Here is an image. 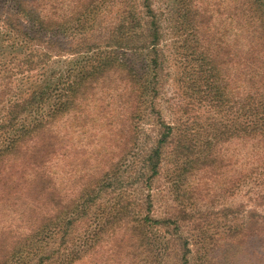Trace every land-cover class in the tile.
Wrapping results in <instances>:
<instances>
[{
	"label": "trees",
	"instance_id": "trees-1",
	"mask_svg": "<svg viewBox=\"0 0 264 264\" xmlns=\"http://www.w3.org/2000/svg\"><path fill=\"white\" fill-rule=\"evenodd\" d=\"M58 1L60 3V0ZM72 1H75L77 6L70 17H67L64 14L59 15L58 6L55 13L47 14L45 8L49 1L0 0V27L8 30L10 37L22 38L32 51H35L34 55L31 54L23 60L13 57L10 60L13 65L23 70L25 65H34L36 60H32L31 56L38 59L49 58L56 51V53L69 51L63 50L58 35L75 28L73 27L75 25L83 27L84 31L92 29L94 24L92 13L105 0ZM50 3H53V0H50ZM246 6L248 17L246 25L249 29L247 43L241 47L240 53L234 50L231 44L219 41L212 43L210 38L216 40L215 37L202 31L206 18L197 20V12L194 15L188 9L185 10L183 19L189 31L187 36L191 33V37L186 41V47L193 54L195 62L188 74L193 77V81L186 83L185 86L189 89L188 100L177 106L178 114L171 120L165 117L158 103L159 91L163 86L165 54L162 48L164 37L162 21L155 9L154 0H137L125 4L119 20L97 40L78 38L77 49L86 46L90 55L75 59L72 64L74 70H70L68 75H62L59 79L62 82L55 85L49 82L42 86L43 79L39 88L29 93V96L17 95L12 109H9L7 121L0 124V132L8 128L14 130L7 144L0 136V201L9 206L13 200L11 207H6L3 203V209L0 208V225L3 226L0 228V264H73L85 254L96 252L94 250L97 244L91 238H97L104 230L102 223L98 228L84 231L81 238L75 242H69L67 237L77 221L76 218L87 219L95 208L94 204L100 200L104 192L122 188L125 181L119 176L102 179L96 190L84 187L87 190L82 189L80 197H70V201L67 202L66 197L58 190L55 180L43 172L46 164L55 156L54 150L49 159L51 150L50 152L48 150L47 156L42 148L36 149L35 144L45 138L47 128L63 114L80 108L81 100L86 98L83 94L85 91L93 89L100 83V79L110 77L112 74H116L121 83H124L128 103L124 127H128L131 133L128 141L130 145L131 142L138 144L139 135L136 130L140 128L139 121L154 126L156 131V135L152 137L148 135L149 140H146L143 147H138L136 161L129 166L130 184H142L143 188L151 189L153 177L166 173L162 172V165L171 155L174 166L171 171L175 177L178 173L182 177H187L197 168L212 167L218 158L223 163L221 149L218 146L230 142L235 137L244 141H257L254 146L258 144L259 152L255 153H259L258 155L264 159V0H246ZM47 34L53 37H48ZM41 47L44 49L43 52L36 51V48ZM221 51L230 54V57H233L231 61L238 60L235 64L238 65L240 72L237 98L232 97L234 90L228 86L230 84L224 74V70L231 64L227 62L228 66L224 70L220 68ZM3 69L8 72L3 93H17L16 88L10 84L16 72L14 66L4 63ZM203 108L218 115L221 118L219 119L221 125L213 126L212 134L207 133L206 141L200 144L195 118ZM35 112L40 113V116L32 117V113ZM24 114H31L25 122L21 121ZM28 142H33V145ZM49 146L53 149L54 144L50 143ZM28 150L31 153L33 172L23 182L21 179L14 180L16 162L13 161L18 157L23 159ZM180 163L182 166H179ZM250 171L251 175H257L255 178L258 180L257 187L264 194V168L261 172L256 168ZM22 184L27 187L25 188L27 195L23 199L25 202L20 200V197L23 198L20 190ZM180 186L181 184L178 188ZM89 191L94 193L91 194ZM146 193L148 201L151 200L150 192ZM112 194L116 193H110L109 197ZM179 195L177 199L180 201L187 194L181 191ZM123 197L116 198L118 204L114 208L115 215H112L114 220L122 222L127 221L124 215H129L130 206L129 199ZM150 205L149 201L147 213ZM18 206L20 207L17 208ZM180 212L182 214L177 220L173 219V224L169 219L154 220V224L160 222L161 226L174 227L170 232H163L167 235L161 247L157 244L160 237L154 235L150 226L142 225L152 221L149 216L139 215L137 220H133L135 226L130 227L138 238L136 249L143 256V264H158L159 254L165 264H169L168 261L172 258L176 260L174 264H192L189 258L190 239L185 237L181 230V222H186L192 215L185 206ZM195 214L202 216L200 224L195 226L201 230L204 238H214L209 236L203 227L204 220L210 217L212 219L209 220L225 225L230 230L228 238L238 239L241 244H245V238L248 239L249 236L260 238L264 232V216L254 210L246 211L247 216L243 217V214L233 208L216 209L212 206L210 212L198 209ZM238 217L241 218V223L237 221ZM7 219L13 221L18 219L22 224L6 227L3 223ZM23 228L28 230L27 234L19 231ZM171 230H174V233L171 234ZM52 231L64 239L59 241L57 247L48 248L47 251L38 250V246L45 243L47 235ZM81 243L85 244L83 247H88L87 253L79 248ZM211 264H221V261Z\"/></svg>",
	"mask_w": 264,
	"mask_h": 264
},
{
	"label": "rangeland",
	"instance_id": "rangeland-1",
	"mask_svg": "<svg viewBox=\"0 0 264 264\" xmlns=\"http://www.w3.org/2000/svg\"><path fill=\"white\" fill-rule=\"evenodd\" d=\"M48 1L45 8L47 14L48 12L55 13L58 6L60 8L58 9L59 15L64 14V16L70 17L77 6L76 2L72 0H60V3L58 0H53V3H50V0H45V2ZM128 2H137V0H105L101 2L92 13L94 24L91 30L84 31L83 27L75 25L73 26L75 28L58 35L59 41L63 44V50L69 51L58 53L56 51L49 58L38 59L31 56L32 60H36L34 65H25L23 70L18 69V66L13 65L10 60L13 57L23 60L31 54L34 55L35 51H32L22 38L10 37L9 31L0 27V124L7 121L9 109H12L17 95L29 96V93L39 88L43 79L42 86L49 82H53V85L62 82L59 80L60 77L68 75L70 70H74L72 64L75 59L90 55L86 46L77 49V39L83 37L97 40L119 20L124 6ZM154 5L162 21L164 34L162 48L165 54V71L162 74L163 86L159 91L158 103L165 117L171 120L178 114L177 106L188 100L187 90L189 89L186 88V83L193 81V77L188 74L195 62L193 54L186 47V41L191 37V33L190 36H187L189 31L183 19L185 10L188 9L192 14L197 12V20L206 18L202 31L215 37L216 40L210 38L211 42L219 41L231 44L233 49L240 53L242 52L241 47L247 43V30L249 29L246 25L247 6L246 0H154ZM47 36L53 37L51 34H47ZM90 39L87 41L92 42ZM43 50L42 47L36 48V51L43 52ZM220 54L222 57L220 68L224 70L228 66L227 62L231 64L224 70V74L227 76L226 81L230 84L228 86L234 90L232 97L237 98L240 72H238V65L235 64L238 60L231 61L233 57L222 51ZM4 63L14 66L16 70L10 84L16 88L17 93H3L8 75V72L3 69ZM99 82L102 83L83 93L86 98L81 100L78 110L63 114L47 128L45 138L35 144L36 149H38L37 147L42 148L43 153L47 156L48 150L49 152L51 150L49 159L55 153L43 172L55 180L58 190L61 195L66 197L65 201L67 202L70 201V197H80L82 189L96 190L97 184L102 179L107 180L106 178L119 176L125 181L122 188L116 191H105L100 200L94 204L95 208L87 219L78 220L76 218L77 221L67 237L69 242L79 240L84 231L98 228L101 223L104 230L98 234L97 238H91L97 244L94 250L96 252L85 254L73 264H143V256L136 249L138 238L133 234L130 226H135L134 221L138 219L139 215L149 216L152 221H147L142 225L150 226L154 235L160 237L157 244L161 247V243L166 241L165 235H167L163 232H170V229L174 227L173 225L161 226L160 222L154 224V220L169 219L173 224L174 220H177V217L182 214L180 209H183L184 206L192 215L186 222H181L183 235L190 239L189 258L192 264H211L215 261H221V264H264V232L260 238L254 235L249 236L250 238H245L246 243L241 244L238 239L228 238L230 230L225 225L209 220L212 217L204 220L203 227L206 228L209 236H214L213 239L204 238V235H201L203 234L201 230L195 226L200 224L202 217L195 212H198V209L210 212L212 206L216 209L233 208L243 214V217L247 216L246 211L248 210L257 211L261 216H264V194L257 187L258 180L255 179L257 175H251L250 171L252 168H256L261 172L264 168V159L258 155L259 153H255V151L259 152L258 144L254 146L258 142L255 140L244 141L238 137L233 138L230 142H221L222 144H219L218 147L221 149L223 163L218 158L214 166L207 169L197 168L193 174L187 177H182L179 173L175 177L171 171L174 167L171 155L168 161L162 165V172L166 173L153 177L151 189L143 188L142 184H130L131 169L129 166H132L136 161L137 150L144 146L149 137L156 135V131L154 126L151 127V125L139 121L138 127L140 128L136 130L139 135L138 144L131 142L130 145L128 141L131 133L128 127H124L128 109L124 83H121L116 74L102 78ZM148 82L149 79H147ZM30 115H22L21 121H27ZM38 116L40 113H32V117ZM219 119L221 118L218 115L208 112L207 108L199 111L195 118V125L200 144L206 141L207 133H211L213 126L221 125ZM13 131L8 128L0 132L5 144L9 141L8 138L12 136ZM215 132L216 130H214ZM50 143L54 144L53 149H50ZM52 150H54L53 154ZM30 151L26 152L23 159L18 157L13 161L16 162L14 180L21 179L23 182L32 174ZM181 164L179 166H182ZM116 167L118 168L116 169ZM109 182L111 183V181ZM179 184H181L180 188H178ZM25 188H27L26 185L24 187L22 184L20 190H22L23 198L20 197V200H23L27 195ZM148 191L151 194V200H149L151 205L147 213L146 208L149 201L145 194ZM181 191L187 195L179 201L177 197L180 196ZM92 193L94 192L92 191ZM110 193L116 194L109 197ZM122 196H124L123 199L130 201L129 215H124L127 220L124 222L114 220L112 217L115 215L114 208L118 204L116 198L120 199ZM11 201L13 203V200ZM23 202L25 201L23 200ZM3 203L0 201L1 209H3ZM12 203L9 206L4 204L6 207H11ZM237 221L242 222L240 217ZM17 223L22 224L18 219L15 221L7 219L3 224L9 227V225ZM2 227L0 225V228ZM15 228L17 229V227ZM19 231L28 233L25 228ZM172 232L174 233V230H171V234ZM61 239L64 238L62 236L59 238V234L52 231L47 235L45 243L38 246V250L47 251L48 248L57 247ZM79 245L81 251H86L85 253L89 251L88 247H83L85 244ZM134 256L138 258L136 259ZM157 258L160 259L158 264H165L161 254ZM175 262V258L168 261L169 264Z\"/></svg>",
	"mask_w": 264,
	"mask_h": 264
}]
</instances>
